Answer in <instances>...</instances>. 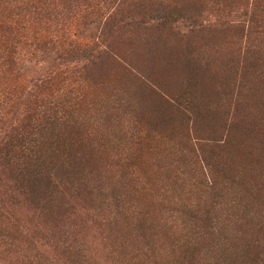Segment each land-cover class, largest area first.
<instances>
[{
  "label": "rangeland",
  "instance_id": "374dc122",
  "mask_svg": "<svg viewBox=\"0 0 264 264\" xmlns=\"http://www.w3.org/2000/svg\"><path fill=\"white\" fill-rule=\"evenodd\" d=\"M0 118V264H264V0H0Z\"/></svg>",
  "mask_w": 264,
  "mask_h": 264
},
{
  "label": "trees",
  "instance_id": "16d2710c",
  "mask_svg": "<svg viewBox=\"0 0 264 264\" xmlns=\"http://www.w3.org/2000/svg\"><path fill=\"white\" fill-rule=\"evenodd\" d=\"M36 43L37 45L34 47L36 51L49 54L51 57V62L54 63L51 71H54L57 67V60L62 56L58 57L57 52L47 48V41L37 39ZM5 50L6 51L3 50V53L7 61L14 53V49L8 47ZM48 75L49 74L45 77ZM44 81L45 80H42V82ZM35 85L39 87L38 82H36ZM31 95L34 96L35 94L31 93ZM40 99L41 97L36 95L33 103L38 105ZM36 114L39 115V113ZM22 121L24 123H22L20 127L14 128V124L8 123V121H2L0 118V172L4 170L3 172H5L4 175L6 176L2 180L0 176V181H3L5 185L8 181L13 182V190L19 195L20 193L21 195L25 194L28 183L32 181L33 176H35L37 180L38 177L42 178L51 172L47 169L48 166H46L45 156L41 147L42 142L39 143V137H36L37 134H39L40 125L36 120H33V118H29L28 123H25V118ZM34 131H36L37 134H34ZM31 165L34 166L35 169H33ZM43 167H46V171L41 169ZM6 193L7 191L4 194H0L4 196ZM218 195L220 194H217V196ZM2 202L3 200L0 199V204H2ZM188 211L194 218H199V212L197 210L188 209ZM211 213V209L206 210L205 215L208 216L207 220L211 222L210 224L217 223V220H214L216 218H213ZM199 226L203 227L202 225ZM262 261H264V259H261V262Z\"/></svg>",
  "mask_w": 264,
  "mask_h": 264
}]
</instances>
